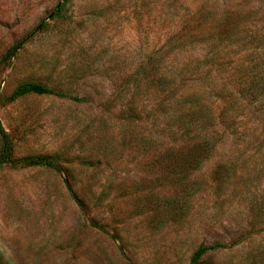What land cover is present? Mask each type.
<instances>
[{"label": "rangeland", "instance_id": "obj_1", "mask_svg": "<svg viewBox=\"0 0 264 264\" xmlns=\"http://www.w3.org/2000/svg\"><path fill=\"white\" fill-rule=\"evenodd\" d=\"M23 81L64 95L0 102L13 156L57 167L0 168V264H264V0H0Z\"/></svg>", "mask_w": 264, "mask_h": 264}, {"label": "trees", "instance_id": "obj_2", "mask_svg": "<svg viewBox=\"0 0 264 264\" xmlns=\"http://www.w3.org/2000/svg\"><path fill=\"white\" fill-rule=\"evenodd\" d=\"M61 11V6L57 5L55 8V12L59 13ZM42 23H39L36 27H34L28 34H26L19 42L18 45L24 43L25 41L29 40L35 31L42 28ZM15 49H11L6 52L2 58V62L6 61ZM53 94L58 96H63L64 94L56 92L49 88L48 86L41 84L35 81H23L17 84L12 92L7 97L0 96V102L2 101H12L18 97L24 96L26 94ZM13 152V141L10 134L4 129L0 121V168L5 165H13L18 167H29V166H45V167H52L56 168L55 161L49 157L42 156V155H31L25 156L21 158H15ZM217 245H199L196 250L193 252L192 257L190 259L189 264H203L200 261V257L202 254Z\"/></svg>", "mask_w": 264, "mask_h": 264}]
</instances>
